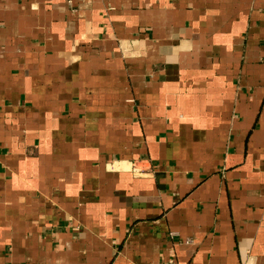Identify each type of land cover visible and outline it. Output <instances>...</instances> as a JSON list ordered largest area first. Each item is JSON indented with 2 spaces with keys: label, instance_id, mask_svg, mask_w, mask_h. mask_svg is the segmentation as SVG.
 <instances>
[{
  "label": "crops",
  "instance_id": "1",
  "mask_svg": "<svg viewBox=\"0 0 264 264\" xmlns=\"http://www.w3.org/2000/svg\"><path fill=\"white\" fill-rule=\"evenodd\" d=\"M264 264V0H0V264Z\"/></svg>",
  "mask_w": 264,
  "mask_h": 264
},
{
  "label": "built area",
  "instance_id": "2",
  "mask_svg": "<svg viewBox=\"0 0 264 264\" xmlns=\"http://www.w3.org/2000/svg\"><path fill=\"white\" fill-rule=\"evenodd\" d=\"M166 264H175L174 259H169Z\"/></svg>",
  "mask_w": 264,
  "mask_h": 264
}]
</instances>
